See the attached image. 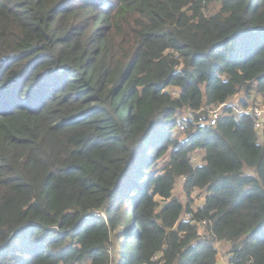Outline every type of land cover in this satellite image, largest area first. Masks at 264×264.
Instances as JSON below:
<instances>
[{
	"label": "trees",
	"instance_id": "1",
	"mask_svg": "<svg viewBox=\"0 0 264 264\" xmlns=\"http://www.w3.org/2000/svg\"><path fill=\"white\" fill-rule=\"evenodd\" d=\"M239 93L264 104V0H0V264H264V127L173 136Z\"/></svg>",
	"mask_w": 264,
	"mask_h": 264
},
{
	"label": "built area",
	"instance_id": "2",
	"mask_svg": "<svg viewBox=\"0 0 264 264\" xmlns=\"http://www.w3.org/2000/svg\"><path fill=\"white\" fill-rule=\"evenodd\" d=\"M174 92V91H173ZM232 104L233 110L238 113H248L252 117L254 128L260 133L264 127V104L256 100L255 103L250 104L246 107H238L234 105L232 100H226L225 102H220L212 105H203L197 109H183L180 117L177 120L176 126L180 130L186 131L187 128L191 127L195 130L198 126L203 124L214 125L220 114L221 108L225 105ZM97 214L103 215V212L100 210L96 211ZM186 217L190 218L187 214ZM160 256V253L152 256V259H157Z\"/></svg>",
	"mask_w": 264,
	"mask_h": 264
},
{
	"label": "rangeland",
	"instance_id": "3",
	"mask_svg": "<svg viewBox=\"0 0 264 264\" xmlns=\"http://www.w3.org/2000/svg\"><path fill=\"white\" fill-rule=\"evenodd\" d=\"M241 96H244L243 93H239L234 95L233 97L230 98V100H236L237 98H240ZM255 101V100H254ZM256 102V101H255ZM254 102V103H255ZM187 131L184 130H180L177 128V126H174V131H173V136L175 138H179L182 139L183 135L186 134ZM259 138L264 141V131H262L259 134ZM200 153L196 152L194 157L192 158L193 162H199L200 161ZM183 182H184V178L178 177L176 179L175 182V188H174V194L177 195L178 197H182L185 200V194L183 191ZM195 195V202H194V207L199 206V204L202 202V196H200L198 194V191L193 193ZM229 244L228 243H219L217 244V249H218V253H217V262L216 264H230L229 263V254H228V248H229Z\"/></svg>",
	"mask_w": 264,
	"mask_h": 264
}]
</instances>
